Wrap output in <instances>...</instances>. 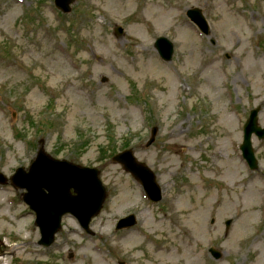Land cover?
Here are the masks:
<instances>
[{
  "label": "rangeland",
  "instance_id": "rangeland-1",
  "mask_svg": "<svg viewBox=\"0 0 264 264\" xmlns=\"http://www.w3.org/2000/svg\"><path fill=\"white\" fill-rule=\"evenodd\" d=\"M195 8L210 37L187 18ZM72 9L67 18L53 0H0V173L28 169L43 141L55 159L99 169L107 200L94 236L66 216L45 249L24 191L0 186V264H184L187 250L196 264H255L248 245L264 234V140L252 138L257 171L240 146L253 109L264 129V0H77ZM159 37L175 46L170 63L154 48ZM125 148L155 174L160 203L111 161ZM231 162L232 182L222 178ZM247 203L254 218L237 229ZM129 215L137 225L116 231ZM203 224L208 233L193 243L189 232ZM242 230L253 234L247 244ZM162 248L172 263L157 256Z\"/></svg>",
  "mask_w": 264,
  "mask_h": 264
},
{
  "label": "water",
  "instance_id": "water-1",
  "mask_svg": "<svg viewBox=\"0 0 264 264\" xmlns=\"http://www.w3.org/2000/svg\"><path fill=\"white\" fill-rule=\"evenodd\" d=\"M55 1L60 10L69 13L70 5L76 0ZM188 17L208 35L209 27L200 10L189 11ZM156 48L164 60L171 61L174 47L167 39H159ZM258 113L259 109L251 113L245 126L244 144L241 147L244 158L252 169L257 168L251 144L252 135L256 134L259 139H264V130L260 129L257 123ZM156 134L157 129H154L147 147L154 143ZM113 162L122 164L126 171L139 180L152 201L159 202L162 199L154 174L134 158L132 151L116 156ZM99 176L100 172L97 169L54 160L46 154L43 147L40 148L28 171L24 168L16 171L10 183L14 188L26 191L23 200L36 213V226L40 228L42 235L40 245L50 247L54 243L55 235L61 229L62 218L67 214L76 217L80 225L88 231L92 218L102 211L107 197ZM0 184H8V180L2 174ZM135 223L134 217L127 218L119 223L117 230L132 227ZM230 224L231 222H228L227 227ZM211 253L216 259L220 258L217 251L211 250Z\"/></svg>",
  "mask_w": 264,
  "mask_h": 264
},
{
  "label": "bare ground",
  "instance_id": "bare-ground-1",
  "mask_svg": "<svg viewBox=\"0 0 264 264\" xmlns=\"http://www.w3.org/2000/svg\"><path fill=\"white\" fill-rule=\"evenodd\" d=\"M262 66L260 64L257 65V68L260 69ZM174 84H177V80H173ZM234 82H236V79H234ZM222 123L226 124L228 128L232 127V119L230 117H227L225 114L223 115V120ZM178 137L177 131H173L170 135L171 139H176ZM176 142L173 143V145H175ZM220 158V152H218L217 154H213L212 155V160L213 163H216L219 161ZM229 165V164H228ZM238 173H237V166L232 165V162L230 163L229 167L226 168L225 172L222 174V178L228 181H234L237 177ZM251 197L252 199L255 197H257V193L252 190H248V192L246 193L245 197ZM246 209L247 212L244 213V210L242 211V213L237 217V224L236 227L237 229H242V227H245V224L247 221L252 220L254 218V214H253V209L254 206L252 203H247L246 205ZM198 214V212H197ZM197 216V215H196ZM189 236L190 239L193 243H196L199 238L208 233V230L206 228V226L203 225H198L197 228H195L194 230H192L191 232H189ZM241 236H243L244 238H248L250 236H252V234H247L244 231L241 232ZM264 234L261 237H254L252 238L250 244L248 245V250H253L256 254H258V256L256 257V262L255 264H261L264 262V240H263ZM133 242H137L138 241V236L136 235L135 237H133V239H131ZM229 241H231V238L229 239ZM14 249H16V247H14ZM187 250V249H186ZM188 253L191 256H193V254L195 255L194 257H196L198 259V254H196L194 252V250H187L184 251V255H185V260H184V264H196L194 263L195 261L190 260V258L188 257ZM157 256L160 257L162 260H165L167 262L172 263L173 259H174V255H172V253L167 250V249H160L158 250ZM191 261V262H190Z\"/></svg>",
  "mask_w": 264,
  "mask_h": 264
}]
</instances>
